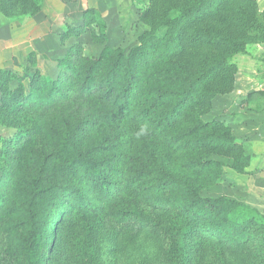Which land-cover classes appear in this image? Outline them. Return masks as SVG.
<instances>
[{
  "label": "trees",
  "instance_id": "trees-1",
  "mask_svg": "<svg viewBox=\"0 0 264 264\" xmlns=\"http://www.w3.org/2000/svg\"><path fill=\"white\" fill-rule=\"evenodd\" d=\"M209 2L181 0L129 52L107 46L99 58H66L61 76L43 77L30 93L19 94L21 109L53 113L39 112L32 119L28 133L15 141L16 166L4 169L7 192L0 207L7 203L11 214L21 211L28 227L23 234L17 231L18 240L3 246L0 264H48L55 243L44 231L45 218L62 202L91 225L101 220L113 225L107 231L116 234L112 247L119 255L130 239L142 235L159 242L158 258L169 242L178 251L183 222L207 228L227 248L238 239L245 244L264 234V219L255 209L245 210L226 196H204L196 183L212 163L196 160L197 152L230 136L212 133V123L184 125L183 117L200 85L226 58L203 59L200 67L193 61L188 71L172 62L169 53L174 45L175 55L183 53L188 27L199 14L209 11L202 15L209 19L228 16V3L219 11H205ZM164 26L167 39L157 36ZM207 38L218 54L231 47L212 35H192L195 44ZM177 153L184 156L185 175L170 165ZM232 253L241 259L238 248Z\"/></svg>",
  "mask_w": 264,
  "mask_h": 264
},
{
  "label": "rangeland",
  "instance_id": "rangeland-1",
  "mask_svg": "<svg viewBox=\"0 0 264 264\" xmlns=\"http://www.w3.org/2000/svg\"><path fill=\"white\" fill-rule=\"evenodd\" d=\"M180 2L0 0V202L7 192L2 183L7 180L4 169L15 167L19 155L15 141L28 133L26 128L39 112L53 113L45 108L21 109L19 94L30 93L43 77L61 76L65 69L61 61L66 58H99L107 46L129 52L166 10ZM226 3L228 16L209 19L202 16L209 11L199 14L200 19L188 27L183 53L175 55L174 45L169 57L188 71L193 61L200 67L203 59L226 58L200 85L183 117L184 125L212 123V133L230 136L197 152L196 160L201 157L212 163L201 171L196 183L202 195L234 199L264 219V0H210L205 11H219ZM195 33L224 39L231 47L218 54L209 38L195 44ZM157 36L169 38L167 28H161ZM183 158L177 153L170 161L179 174L186 172ZM15 199L21 200L19 196ZM6 204L0 207V250L7 241L18 240L17 231L23 234L28 227L23 213L11 214ZM45 222L44 231L55 243L48 264H264V234L245 244L238 239L236 246L227 248L207 228L198 230L183 222L178 251L169 242L167 252L158 258L159 242L147 235L130 239L119 255V249L112 247L116 234L107 231L113 225L106 220L91 225L77 209H65V202L53 216L46 214ZM236 248L241 259L232 253Z\"/></svg>",
  "mask_w": 264,
  "mask_h": 264
},
{
  "label": "clouds",
  "instance_id": "clouds-1",
  "mask_svg": "<svg viewBox=\"0 0 264 264\" xmlns=\"http://www.w3.org/2000/svg\"><path fill=\"white\" fill-rule=\"evenodd\" d=\"M144 129H141V131H143Z\"/></svg>",
  "mask_w": 264,
  "mask_h": 264
}]
</instances>
